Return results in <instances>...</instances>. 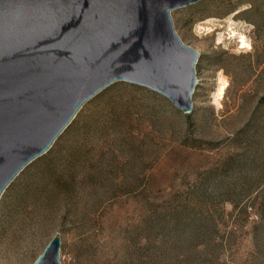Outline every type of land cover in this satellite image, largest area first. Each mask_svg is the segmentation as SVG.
Listing matches in <instances>:
<instances>
[{
    "label": "rangeland",
    "instance_id": "374dc122",
    "mask_svg": "<svg viewBox=\"0 0 264 264\" xmlns=\"http://www.w3.org/2000/svg\"><path fill=\"white\" fill-rule=\"evenodd\" d=\"M170 15L181 41L199 53L192 111L184 114L161 94L126 81L87 101L2 193L0 264L33 263L56 233L60 264H142L133 246L144 243L136 230L142 202L127 190H141L143 175L152 177L148 188L159 196L183 189L237 150L235 167L247 174L243 186L264 190V0H199ZM230 17L247 36V51L227 38ZM219 85L220 106L212 98ZM240 129V144H231ZM255 194L243 201L248 207L236 236L214 255L219 264H264V197L261 206ZM237 211L223 205L222 231L234 227Z\"/></svg>",
    "mask_w": 264,
    "mask_h": 264
},
{
    "label": "water",
    "instance_id": "95a60500",
    "mask_svg": "<svg viewBox=\"0 0 264 264\" xmlns=\"http://www.w3.org/2000/svg\"><path fill=\"white\" fill-rule=\"evenodd\" d=\"M199 0H0V197L116 81L188 114L199 53L170 12ZM56 233L31 264H60Z\"/></svg>",
    "mask_w": 264,
    "mask_h": 264
},
{
    "label": "trees",
    "instance_id": "16d2710c",
    "mask_svg": "<svg viewBox=\"0 0 264 264\" xmlns=\"http://www.w3.org/2000/svg\"><path fill=\"white\" fill-rule=\"evenodd\" d=\"M264 101V97L260 102ZM240 129L231 139L240 144ZM242 153L234 151L211 167L196 174L183 189H175L159 196L148 188L150 175H143L141 190L130 188L127 193L142 202L140 231L144 243L133 242L134 253L142 264L171 256L176 264H219L214 256L236 236L240 214L245 212L248 197L256 192L262 206L264 190L243 186L247 174L236 169ZM240 171V172H239ZM248 198L244 203L243 201ZM230 203L236 216L234 227L222 231L223 205ZM243 203V204H242ZM242 204V205H241ZM168 261V260H167ZM197 261V262H196ZM168 263V262H166Z\"/></svg>",
    "mask_w": 264,
    "mask_h": 264
},
{
    "label": "bare ground",
    "instance_id": "6f19581e",
    "mask_svg": "<svg viewBox=\"0 0 264 264\" xmlns=\"http://www.w3.org/2000/svg\"><path fill=\"white\" fill-rule=\"evenodd\" d=\"M238 12V11H237ZM237 12H235L234 14H237ZM233 14V15H234ZM214 19H206L205 23H210L212 22ZM226 21V20H225ZM236 23L232 20V17L228 18L227 20V34H228V39H237V49L239 50H244L247 51L248 49L251 48L250 42L247 38V36L242 33L241 31H238L235 27H236ZM214 26V25H213ZM201 30L205 31L206 34H210L211 32L215 31L214 28H212L211 26H199ZM223 40V34L222 33H217L216 34V41L217 43H221V41ZM225 88L223 85H219L216 90L213 92V103H215L216 105L220 106L221 104V100L223 98Z\"/></svg>",
    "mask_w": 264,
    "mask_h": 264
}]
</instances>
